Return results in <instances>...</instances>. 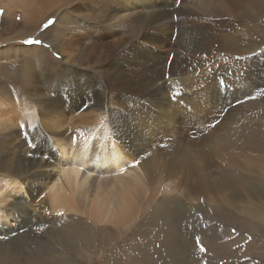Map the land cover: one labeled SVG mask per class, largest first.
Wrapping results in <instances>:
<instances>
[{
	"label": "bare ground",
	"instance_id": "obj_1",
	"mask_svg": "<svg viewBox=\"0 0 264 264\" xmlns=\"http://www.w3.org/2000/svg\"><path fill=\"white\" fill-rule=\"evenodd\" d=\"M13 1L20 0H6V11ZM32 1L50 3L49 13L71 0ZM188 1L181 5V14L202 22L193 26L200 32L177 34L178 51L169 66L167 56L154 54L153 47L170 45L172 14L146 15L143 24L136 1L130 2L137 8L129 14L116 13L123 0L73 5L82 25L76 19L65 21L67 29H59L54 38L53 48L65 60L61 65L50 64L38 48L22 54H37L40 61L31 62L37 66L23 73L27 80L0 84H11L19 94L0 96V241H8L0 245V257L8 255L5 246L17 236L25 243L42 239L38 234L46 221L61 213L87 217L95 225L71 220L85 248L73 243L75 226L67 233L54 231L59 248L35 242L36 249L43 248V264H77L84 254L95 255L92 245H102L105 264L110 258L120 264H157L181 258V248L194 243L197 230L212 218L230 217L239 227L249 221L251 231L264 226V44L241 52L224 44L241 26L264 21V0ZM20 4L23 21L35 22L28 9L31 0ZM225 16L230 18L216 21ZM118 29L134 32L109 42L107 34ZM86 31L93 36L82 50L74 36ZM39 74L44 78L40 87L34 85ZM221 87L229 88L224 96ZM55 93L71 96L69 104H60ZM24 118L29 128L20 137ZM254 166L252 178L248 173ZM42 189L46 200L39 206L42 201L35 196ZM25 190L29 199L23 201ZM208 204L212 216L205 209ZM129 226H134L131 234ZM98 228L103 231L96 238ZM216 231L206 235L217 237ZM204 237L214 257L216 247H209L210 238L207 242ZM166 244L173 245L169 253H164ZM68 250L76 251L78 259L70 258ZM4 264H15L13 255Z\"/></svg>",
	"mask_w": 264,
	"mask_h": 264
},
{
	"label": "rangeland",
	"instance_id": "obj_2",
	"mask_svg": "<svg viewBox=\"0 0 264 264\" xmlns=\"http://www.w3.org/2000/svg\"><path fill=\"white\" fill-rule=\"evenodd\" d=\"M21 1L24 2V0L18 1L19 3L16 1H13V3L10 4V6L8 7V10L6 11V6H5L6 0H0V84L11 83L12 81H16V80H27L26 77L24 78L22 76L23 73L24 72L26 73L29 68H35L37 65L32 66V65H34V63L31 64V62H33L35 60L34 62L36 64H38L40 59H38V56H36L37 54L35 55V54H30V53H26V55H24V57L28 58V59H25L22 56V54H24L26 51L34 50L35 48H38L40 50V54L46 60L48 59L47 61L50 64L61 65L63 63V61H65V60H63L62 56L60 54H58L55 51V49L53 48V41L58 36V34L60 32L59 29H61V30L67 29V26H65V21L71 22V20L76 19V17L73 14V11H74L73 5H78L83 0H71L70 2L66 3L65 6L63 5L64 7L63 6L62 7L57 6L56 8L52 9V11L49 10L50 11L49 13L47 12V9H49L50 3H37L35 5V3L31 0V4L33 6H32V8L29 7L28 9H31L29 11V13L36 15L35 16V22H33V23H25L23 21V20L26 21V19L24 18V13L22 12L23 11L22 8H24V7L22 6V4H20ZM25 1H29V0H25ZM132 1L133 2L136 1L137 4L139 5V6H137L138 8L136 6H134V8H137V10H138L137 15H140L139 17H141V19L143 20V21L142 20H140V21H142L143 24L146 23L145 22L146 15H151V14L158 15L160 12L172 14V18H170L171 19L170 24H172V26H173V29H174L173 33L174 34L172 35L171 40H170V37H168V41H167L168 43H170V45H169L170 47L169 46L167 47L165 45H164L165 47L159 46V45L155 46L156 48L153 47L154 48L153 49L154 54H158L161 58H163L164 56L165 57L167 56L166 59H169L167 66H169L173 61L172 59H175L176 52L178 51V49H177V34L181 33L183 30H184L183 32L187 35L197 34L200 32L199 31L200 29L193 28V26L196 27L197 24H198V26H201L202 22L196 21L194 17H193L194 19L192 18V16H187V15L181 14V8H182L181 5L183 4L184 0H177V2H176V0H123V2H124L123 8H119L116 11V13H118V14L124 13L125 14V12H124L125 10H127L126 14L133 12L134 8L130 4V2H132ZM201 1L203 2V0H201ZM205 1L209 2V1H214V0H205ZM77 2H78V4H77ZM27 4H30V3H27ZM187 4L190 7L192 6L191 8L194 9V6L190 3V1H188ZM20 7H22V8H20ZM174 8L176 10L179 9L180 12H178V11L175 12ZM188 8H189L188 6L184 7L185 10H187ZM156 10H157V13L153 12ZM98 11H101V10L98 9ZM175 13H178L180 15H176ZM79 15L83 17L84 13H81ZM60 17H63V20H64L63 22L60 21ZM227 17L230 18L229 16L217 17L216 21L221 22L224 18H227ZM127 19H125V20H127ZM84 20H87V19H84ZM79 21H78V24L82 25L81 19H79ZM92 24L94 26H97L94 23H92ZM113 25H115V24H113ZM189 25H190V27H189ZM64 26H65V28H64ZM179 26H180V28H179ZM189 29H191V30H189ZM133 30L134 29H127L124 32V34H122V31L119 29L115 32L110 31L107 34L106 39L109 42L110 41L112 42V41L117 40V39H122L126 33L128 35L132 36V34L134 32ZM229 32H231V31H229ZM48 33L51 35H49ZM76 34L77 35H75L74 37L78 41L79 47L82 50H85L86 45L90 42V41L87 42V39L91 40V35L93 36V33H89L88 31H86L82 35H79L78 33H76ZM165 39H166V37H165ZM224 44L232 52H241V51H245V50L250 49V48L255 49L256 47L264 44V21L261 23L257 22V23H254V24H251V25L245 26V27L241 26L240 30L238 32V35L235 38L225 40ZM11 50H13V52L15 50L16 51L14 54H11L10 56H7V57H6V54H2V52L6 53V51H11ZM118 52H114V53L118 54ZM261 54L262 53H260V55ZM197 56H199V55H197ZM29 57H31V58H29ZM33 57H35L37 59H35ZM24 59L27 60L28 64H25L26 62L24 63V61H23ZM261 60L263 61V58H261ZM74 67L77 68V66H74ZM84 71L88 72V70H84ZM36 76L39 77V79H37V81H39V83L34 84V85H37L39 87L44 86V83H42V80H44V78L41 77V74L36 75ZM166 79L168 81V77ZM9 86H11V84H7L5 86L0 85V96L2 98H5V99H10L12 97H15L13 95V93H14V94L18 95L17 97H19V94L16 93L15 88H12ZM16 88L19 89L18 86ZM221 89L222 90L224 89V90L221 92L222 95H220V96H224V94L226 95L227 94L226 92L229 90V88L226 89L224 87H221ZM3 94H5V95H3ZM55 95L56 96H54V97H56L59 100L60 104H62V102H63V106H66L67 104H69V102L72 98L71 96H69L67 94H60V96H59L55 93ZM30 102L31 101L29 100V102H25V104H29ZM27 113H29V110L27 111ZM26 121H28V120H26L24 118L23 121L20 122V124H21V126H20V128H21L20 132L21 133L19 132L20 137L23 136L24 130L29 128V121L27 122V124H25ZM33 128H34V125L31 124L30 130ZM35 128L43 131V128L38 126V125L35 126ZM210 133H211V130H210ZM154 144L158 145L157 142H155ZM30 145L32 147V144H30ZM33 148L34 147H32L31 149H33ZM27 151H28V149H27ZM15 152H16V150L14 151V156L16 155ZM255 170H256V166L251 168V173H248L250 175V177H252V178L255 177V174H256ZM39 188H42V187L40 186ZM26 192L27 191L25 190V192L22 193L23 201L26 199H29L28 192L27 193ZM45 192H46V190L42 189L35 196L36 200L42 201V202H37V204H39V206L43 202H44L43 205H45V200H46V193ZM235 203H236V205L238 204L237 202H235ZM205 209L209 210L210 212L212 211L211 206L209 204L205 207ZM239 210H240V208L238 206V209H236V211L239 212ZM72 214H74V213H66V214L61 213L59 215L56 214L52 217L53 219H49L48 221H46L45 226L41 228L42 229L41 232L35 230L36 232H40L39 234L38 233L37 234L39 235V237L41 236L42 239L32 237L30 239H26L25 241H27V243H25L24 241H22L21 236H17V239L14 241L15 243L13 241H9L11 243H9L5 246V250L8 253V255L0 257V264H4L7 261V258L10 257L11 255H13V257L15 258V264H43V260L41 257L42 256L41 252H42L43 248L41 250L36 249L38 247L35 246L36 245L35 242L37 244H40L41 242H43L46 249H49V247H51V249L59 248V246L57 245V243L55 241L56 238L53 235V233L55 230L60 231V229L64 230V231L62 230L63 233H67L69 231V227L75 226V223L72 222L74 220L73 218H75L77 220H82L83 222L86 223V225H89V226H91V224H92V226L95 225V223H91L93 221H91L90 219H87V217H82L78 214H74V215H72ZM213 214H215L214 211L211 212L209 215L212 216ZM194 217H197V216L194 214ZM229 219H230V217H223V219H221L219 221L213 220V218L211 220H208L207 227L205 225L206 228H203L201 230L202 232L200 231V228H199L197 230L198 234L196 233L195 236H193L194 240H196L194 243H192L190 245H185L182 248L178 246L179 244L177 246L174 245L175 247L178 248V250L183 249V253H182L181 258H179V259L178 258H172L171 261H169V259H166V260L162 259V260H159L157 262V264H233V263L234 264H264V234H263L264 233V226L260 225L262 227V228H260L261 230L257 228V231H251L249 221H243V224H245V227H239L238 224L232 225L229 222ZM222 220H224V221H222ZM197 223H199V222H197ZM196 224H194V225L197 226ZM223 224H225V225H223ZM194 225H193V228L196 231V227ZM212 226H213V228H212ZM133 227L134 226H129L128 229H126V230H128L127 232L129 234H131L134 231ZM212 229L214 231H216V229H217V231H216V232H218L217 237H216V235H215V237L214 236L208 237V235H206V234L210 235L212 232H214V231H212ZM225 229H227L226 230L227 232L225 231ZM220 230H222V231H220ZM101 231H103L102 228H98V231L95 234L96 238L98 236H100ZM199 232H200V234H199ZM41 233H43V234L41 235ZM71 233H73V235H71L72 239L74 240L73 243L76 245L78 244L77 246L79 248H85L83 245V242H81V240H80L81 234H80V232L76 226L74 227V230ZM219 234H222V235H219ZM197 235H198V237L200 235H202V241L200 240L202 243H200V241L198 243ZM203 237L206 239L207 242H209V238H210V242L208 244L209 247H213V246H214V248L216 247V250H217L216 253L217 254L214 257H212L211 254H209L208 248L206 250V243L204 242ZM218 237H220V238H218ZM2 238H4V236ZM240 238L242 240H240ZM215 239L217 240V242ZM254 241L259 242V244L256 245L255 243H253ZM6 242H8V241H6L5 238L1 239L0 245L2 243L6 244ZM213 242H214V244H210ZM216 243H217V245H216ZM26 244H28V245H26ZM208 245H207V247H208ZM254 245H256L255 248H254ZM158 246H160V245L157 244V247ZM93 247H94V245L91 246L90 251L93 249L92 252H95V255L90 256V255H88L89 253H86L83 255V259L79 258L80 260H77L76 263L77 264H84V263L85 264H105L107 262V259H106L107 256H106V253L104 252V248L102 247V245L96 247L97 249L95 247L94 248ZM171 247H173V245L170 246V244H169L167 246V244H166V247H164L166 249V250H164V253H169V249ZM63 249H64V252L66 253L65 256H67L66 249L65 248H63ZM76 250H77V247H76ZM202 251H204V252H202ZM68 253H69V257L71 256L70 258L74 257V259L72 258L73 260H75V258L78 259V254H76L77 253L76 251L70 252L68 250ZM57 254H59V252H57ZM111 254H113V252H111ZM89 256H90V258H88ZM208 257H210V258H208ZM229 257H230V259H229ZM3 260H5V261H3ZM69 262L71 263V261H68V262L62 261L61 263L62 264H68ZM110 264H120V263H113L112 258H110Z\"/></svg>",
	"mask_w": 264,
	"mask_h": 264
}]
</instances>
